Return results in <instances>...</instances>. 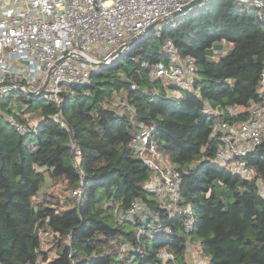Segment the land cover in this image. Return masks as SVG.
<instances>
[{
    "label": "trees",
    "instance_id": "1",
    "mask_svg": "<svg viewBox=\"0 0 264 264\" xmlns=\"http://www.w3.org/2000/svg\"><path fill=\"white\" fill-rule=\"evenodd\" d=\"M167 39L180 56L195 58L193 88L179 96L151 77L155 65L168 59ZM224 42H231L226 52L212 57ZM263 67L264 19L258 9L210 0L145 31L89 83L73 86L62 109L69 130L53 121L50 103L21 96L20 113L31 111L40 121L19 133L6 121L2 110L8 106L0 96V264H188L187 241L206 264H264V198L257 182L264 183V135L246 156L254 176L244 179L216 160L219 141L212 134L217 117H245L243 109L258 97ZM206 104L223 114L207 112ZM234 105L242 110L228 116ZM21 114L15 115L24 121ZM145 125L154 126L157 149L180 171L178 204L193 208L190 231L181 214L169 217L145 187L150 169L131 146ZM71 138L82 152L78 163ZM59 182L60 195L49 191ZM134 201L148 212L117 221L114 210ZM152 214L172 232L137 237L142 217ZM42 235L50 236L53 249L43 247ZM162 250L172 255L166 263Z\"/></svg>",
    "mask_w": 264,
    "mask_h": 264
},
{
    "label": "built area",
    "instance_id": "2",
    "mask_svg": "<svg viewBox=\"0 0 264 264\" xmlns=\"http://www.w3.org/2000/svg\"><path fill=\"white\" fill-rule=\"evenodd\" d=\"M189 1L0 0V96L21 92L24 97L33 98L28 91H35L38 95L34 98L55 107L51 114L53 121L69 130L62 109L65 95L72 92L71 88L89 83L101 65L109 64L129 51L149 24L170 15ZM208 1L200 0L197 4ZM235 1L254 6L259 13L264 12V0ZM154 27L159 28V25ZM225 44L229 47L231 42ZM226 49H214L212 57L226 52ZM164 51L168 59L155 65L151 77L159 78L162 87L172 96L174 92L191 90L196 78L195 58L192 55L180 56L171 39L166 40ZM99 61L103 64L92 63ZM256 91L258 97L250 99L243 109L244 118L217 117L212 127V134L217 135L219 141L216 160L244 179L254 176L246 156L264 135V67L260 71ZM125 107L133 112L129 105ZM206 110L223 114V110H213L208 104ZM241 110L239 105L230 106L226 114L235 116ZM20 112L14 109L6 115V121L19 133L33 130L40 119L31 111ZM15 114H21L24 121L18 120ZM154 130L153 125L142 126L131 140L137 157L150 169L145 187L155 194L165 214L169 217L181 214L184 230L190 231L194 222L193 208L190 204H178L180 171L157 149L152 139ZM69 146L78 163L82 152L74 138L70 139ZM257 182L258 191L264 198V183L261 179ZM74 194L80 196L81 190L76 188ZM145 212H148L146 206L134 201L125 209L116 208L114 217L119 222L133 221ZM151 216L152 219L142 217L137 237L146 233L153 236L162 231L172 232L171 227L162 224L157 214ZM125 246L126 243L121 245L118 257ZM185 253L188 263L192 253L190 241L186 242ZM159 256L163 263L172 258L165 250L160 251Z\"/></svg>",
    "mask_w": 264,
    "mask_h": 264
},
{
    "label": "rangeland",
    "instance_id": "3",
    "mask_svg": "<svg viewBox=\"0 0 264 264\" xmlns=\"http://www.w3.org/2000/svg\"><path fill=\"white\" fill-rule=\"evenodd\" d=\"M169 19V18H168ZM166 19V20H168ZM165 20V21H166ZM164 22V21H163ZM162 22V23H163ZM161 24V23H160ZM23 96L21 92H10V93H6L3 97H2V101L6 104V106L9 107L10 112H12L14 109H18L21 110L22 109V101L20 99V97ZM35 102V101H34ZM28 105V103H26ZM1 110V109H0ZM3 113H5L6 115L10 112H6V107L4 106L3 108ZM34 117L37 118L36 115H34ZM63 183H57L55 185H51V187L49 188V191H53L54 193H56L57 195L61 194V191L63 190ZM44 190L46 189L45 187L43 188ZM66 193V192H65ZM64 193V194H65ZM64 196V195H63ZM42 197V195H37L36 200L40 199ZM65 197V196H64ZM63 199V197H62ZM61 199V201H62ZM144 215V214H143ZM43 237V247L44 248H48L50 247L51 249H53V245L50 243V236L47 235H42ZM191 250L192 253L191 255H189V261L188 264H206L207 263V259L205 258L204 255L200 254L199 251L197 250V247H195L193 245V243L191 244Z\"/></svg>",
    "mask_w": 264,
    "mask_h": 264
},
{
    "label": "water",
    "instance_id": "4",
    "mask_svg": "<svg viewBox=\"0 0 264 264\" xmlns=\"http://www.w3.org/2000/svg\"><path fill=\"white\" fill-rule=\"evenodd\" d=\"M200 0H191L189 1L188 3H186L182 8L180 9H177V10H174L170 15L162 18V19H159L151 24H149L146 28H145V31L151 29L152 27L156 26V25H159L160 23H162L163 21H165L166 19L168 18H171L173 16H176L180 13H182L183 11L189 9V8H192L193 6H195L197 4V2H199ZM260 16L262 18H264V12H261L260 13ZM92 63H98V64H103L102 61H99V62H92ZM29 94H31L33 97H37L38 93L35 92V91H28Z\"/></svg>",
    "mask_w": 264,
    "mask_h": 264
},
{
    "label": "crops",
    "instance_id": "5",
    "mask_svg": "<svg viewBox=\"0 0 264 264\" xmlns=\"http://www.w3.org/2000/svg\"><path fill=\"white\" fill-rule=\"evenodd\" d=\"M218 47H219V49H226L228 46L225 43H222ZM180 94H181V91L180 92H174L173 96H179Z\"/></svg>",
    "mask_w": 264,
    "mask_h": 264
}]
</instances>
